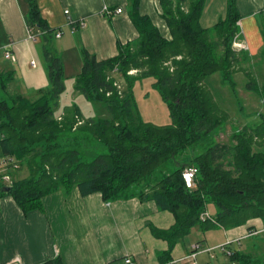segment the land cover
<instances>
[{
  "label": "trees",
  "instance_id": "obj_1",
  "mask_svg": "<svg viewBox=\"0 0 264 264\" xmlns=\"http://www.w3.org/2000/svg\"><path fill=\"white\" fill-rule=\"evenodd\" d=\"M23 1L29 7L26 23L41 44L50 88L39 91L35 101L8 95L12 78L0 73L7 96L0 100L1 156L14 158L29 172L12 184L0 183V196L12 197L25 215L42 211L46 196L61 190L68 195L75 188L83 197L99 193L107 203L135 198L155 202L175 218L168 230L152 228L156 238L168 242V258L196 226L229 230L253 219L264 223V114L259 122L237 128L233 144L215 141L235 121L217 101L210 77L221 73L235 93L234 76L243 74L246 89L264 98V84L260 87L252 71L241 66L240 52L232 47L240 34L236 0H228L225 18L214 26L216 40L200 24L206 0H160L170 39L149 16L141 15L140 0H129L138 41L119 43V54L104 61L82 50L83 64L75 78V91L102 105L106 118H85L77 105L70 115L57 117L67 90L64 63L53 48L59 30L42 18L37 0ZM116 73L129 82L130 97L120 95ZM146 79L154 80L168 106L170 124L145 122L135 112L134 84ZM88 142L104 151L85 159L82 149ZM187 167L198 170L194 189L183 178ZM210 204L216 213L204 221ZM232 258L255 264L238 253Z\"/></svg>",
  "mask_w": 264,
  "mask_h": 264
},
{
  "label": "crops",
  "instance_id": "obj_2",
  "mask_svg": "<svg viewBox=\"0 0 264 264\" xmlns=\"http://www.w3.org/2000/svg\"><path fill=\"white\" fill-rule=\"evenodd\" d=\"M37 2L48 26L62 32L60 38L56 37L58 32L55 34L53 48L59 56L70 54L69 62L62 58L67 79L80 73L82 50L104 61L119 54V43L127 45L139 39L130 19L129 0ZM227 2L206 0L200 24L210 30L212 38L214 26L225 18ZM236 6L245 53L252 59L260 58L264 51V0H236ZM105 7L112 13L104 12ZM118 8L123 10L121 14L114 13ZM28 10L23 0H0V73L12 78L8 95L20 94L35 101L39 91L49 90L50 85L40 41L29 38ZM140 13L149 16L170 39L160 0H140ZM69 18L75 26L69 25ZM6 51L13 60L6 59ZM72 66L73 76L69 73ZM0 91L4 92L1 87ZM19 172L9 173L13 179ZM174 224V216L161 211L155 202L135 198L107 203L101 194L83 197L77 188L68 195L58 191L46 196L43 210L28 215L12 197L0 196V264H46L56 259L61 264H126L128 258L133 264H188L183 260L195 244L201 247L197 264H241L232 258L235 253L264 264V223L260 219L229 230L196 226L168 258V242L156 238L152 228L168 230Z\"/></svg>",
  "mask_w": 264,
  "mask_h": 264
},
{
  "label": "rangeland",
  "instance_id": "obj_3",
  "mask_svg": "<svg viewBox=\"0 0 264 264\" xmlns=\"http://www.w3.org/2000/svg\"><path fill=\"white\" fill-rule=\"evenodd\" d=\"M203 25L207 26L206 23ZM213 35V39L216 40V35ZM240 43L243 44L241 37L238 40L234 38L232 47H236L239 49L238 44ZM245 51L246 50L239 51L242 59L241 66L247 70L252 71L258 82V85L261 87L264 84V59L262 56V58L260 57L252 59L248 57ZM218 52L221 53V50ZM69 56L70 54H65V56L63 57L66 61H68ZM60 57L61 59L63 58L62 56ZM73 71L74 66L69 68V73L71 76H73L74 74ZM130 75L131 77H136L137 73L132 72L130 73ZM114 77L117 80L120 95H122V97L124 98L130 97L132 91L129 88V82L127 81V79L122 77V75H120L119 73H116ZM234 81L237 85L235 93L231 90L229 84L224 80L221 73L215 74L208 79L209 86L215 94L217 101H219L221 106L230 113L231 117L235 121L226 125L222 130L218 132L215 141L221 144H233L232 136L237 128L243 125H252L256 122H259L260 115L264 114V98L257 96L246 89L247 80L244 75H235ZM153 84V79L140 80L136 82V84H134V110L136 113H138L140 119L145 122H151L157 125L170 124V110ZM66 86L67 91L60 98L61 102L56 114L58 118L68 114V111H70V113L73 112L72 108L74 105H77L81 109L85 118H106L109 116L108 112H106L102 105L91 103L85 97L75 91V79L69 77L66 80ZM5 98V93H2L0 91V100H3ZM101 151H104V149L98 144L94 142H88L85 143L84 148L82 149V154L85 159H91L96 152ZM17 171L21 172L18 173V177L16 176V178L14 177L12 179V182L15 180H19L28 174V170L24 166H21L19 170H16V172ZM61 191L65 193L64 190ZM215 212L216 207L210 204L208 206L207 213L213 214Z\"/></svg>",
  "mask_w": 264,
  "mask_h": 264
},
{
  "label": "built area",
  "instance_id": "obj_4",
  "mask_svg": "<svg viewBox=\"0 0 264 264\" xmlns=\"http://www.w3.org/2000/svg\"><path fill=\"white\" fill-rule=\"evenodd\" d=\"M104 12L110 14L112 13L107 7H105ZM123 12V10L121 8H118L114 11L115 14H121ZM66 14H69V11H66ZM69 25L70 26H75L76 22L71 20L69 18ZM82 25V23H81ZM62 35V32L59 31L56 35L57 38H60ZM241 37V33L236 36V40H238ZM29 38L33 41H37V36L34 33V31L32 29L29 28ZM237 44V43H235ZM239 49L236 48L237 51H241V50H247V47L245 46V44L240 43L238 44ZM234 48V49H235ZM5 57L6 59L9 60H13V56L11 55V53L9 51H6L5 53ZM33 68L37 67V63L35 61H32L31 63ZM132 73V72H131ZM115 86H117L118 90H119V86L116 83ZM20 169V165L19 163L12 157H7V158H2L0 160V183H5V184H12V177L10 175V171H16ZM197 174H198V170L196 168L193 167H188L183 171V178L185 180L186 186L188 189H194L196 187V178H197ZM210 217L209 213H206L202 216V220H206ZM200 245L199 244H195L192 246L191 252L188 254L187 257L184 258L183 261H187L188 264H197V258L198 255L200 253ZM207 251H211V250H207ZM231 255V254H230ZM126 264H133L132 259L128 258L125 260Z\"/></svg>",
  "mask_w": 264,
  "mask_h": 264
},
{
  "label": "water",
  "instance_id": "obj_5",
  "mask_svg": "<svg viewBox=\"0 0 264 264\" xmlns=\"http://www.w3.org/2000/svg\"><path fill=\"white\" fill-rule=\"evenodd\" d=\"M10 189L9 188H7V191H9Z\"/></svg>",
  "mask_w": 264,
  "mask_h": 264
}]
</instances>
